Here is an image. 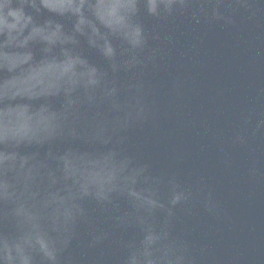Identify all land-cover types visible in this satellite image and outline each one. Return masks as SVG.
<instances>
[{"label":"clouds","instance_id":"1","mask_svg":"<svg viewBox=\"0 0 264 264\" xmlns=\"http://www.w3.org/2000/svg\"><path fill=\"white\" fill-rule=\"evenodd\" d=\"M222 7L248 0H0V264H80L72 253L99 250L103 264L115 240L117 264H197L190 242L174 230L178 208L198 199L175 171L157 170L131 134L154 120L147 75L156 65L157 28L179 12L232 23ZM146 18L155 21L151 26ZM71 20L87 37L90 62L78 107L38 118V71L58 67L32 47L52 44ZM71 38V37H69ZM170 39V38H169ZM35 61V62H34ZM63 87L66 73H53ZM264 129V120L252 129ZM239 132L234 142H243ZM47 151L50 160L41 163ZM69 158L71 162H69ZM255 174V170H251ZM216 207L209 193L202 201ZM190 208L185 207V211ZM118 237V238H117Z\"/></svg>","mask_w":264,"mask_h":264},{"label":"water","instance_id":"2","mask_svg":"<svg viewBox=\"0 0 264 264\" xmlns=\"http://www.w3.org/2000/svg\"><path fill=\"white\" fill-rule=\"evenodd\" d=\"M248 3L251 8L220 9L232 23L212 19L211 9L197 22L189 9L157 28L160 52L147 75L155 116L131 134L144 158L157 170L175 171L198 197L185 206L189 211L178 208L174 222L197 264H264V129L252 134L264 120V0ZM145 22L155 23L151 18ZM54 40L30 45L58 65L37 73L42 81L37 92L44 101L38 118L43 121L80 105L90 62L99 59L92 52L83 56L87 37L71 32L70 19ZM61 71L66 73L63 87L52 75ZM13 75L0 73V79ZM239 132L242 143L234 142ZM49 160L47 151L39 157L41 163ZM209 193L216 205L211 212L202 203ZM104 247L103 264H117L121 250L115 240ZM72 253L80 264H93L99 250L82 253L74 241Z\"/></svg>","mask_w":264,"mask_h":264}]
</instances>
